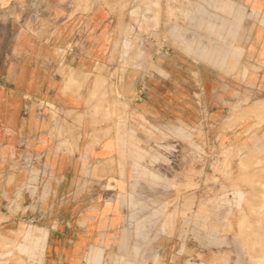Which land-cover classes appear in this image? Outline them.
<instances>
[{
	"label": "rangeland",
	"instance_id": "rangeland-1",
	"mask_svg": "<svg viewBox=\"0 0 264 264\" xmlns=\"http://www.w3.org/2000/svg\"><path fill=\"white\" fill-rule=\"evenodd\" d=\"M0 8L19 15L5 36L15 46H0L17 84L52 75V94L25 114L40 110L78 154L52 160L68 174L54 226L79 237L60 264H264V0ZM172 76L186 92L180 115L124 95L144 78L156 93ZM1 219L0 264H46L44 221Z\"/></svg>",
	"mask_w": 264,
	"mask_h": 264
},
{
	"label": "crops",
	"instance_id": "crops-1",
	"mask_svg": "<svg viewBox=\"0 0 264 264\" xmlns=\"http://www.w3.org/2000/svg\"><path fill=\"white\" fill-rule=\"evenodd\" d=\"M0 16L2 20L0 46L14 47L15 42L9 43V40L5 42V36L11 30L14 36L15 32L19 31V15L14 8L7 10L0 8ZM238 27L235 30L238 31ZM252 30L254 26L253 29H249ZM0 65L2 66L0 67V113H12L11 119L0 117V223H4L1 218L5 214L9 215L13 223L24 215L32 222L44 221L49 232L45 262L60 264L69 253L75 252L74 246L69 244V241L79 237L73 235L75 232L54 226L56 219L53 217L54 205L68 204V199L63 194L68 174L62 171L58 173V164L54 165L52 160L65 161L60 163L61 167H65L66 161L78 154L69 152L67 145L63 143L64 137L53 130L52 122L40 118L38 112L40 110L34 114H25L29 111V106L38 103L33 98L44 101L52 94L49 83L52 75L41 71L33 75L30 73L27 79L33 87L21 89L17 84L21 79L19 69L15 68L18 66L17 62L13 61L6 66L0 61ZM171 79L161 80L160 84L158 83L160 87L155 93L144 78L138 87L127 93L124 92V95L131 96V101L140 99L148 110L153 102L152 106L158 111L163 110L162 113L170 110L173 114L180 115L182 110L180 97L186 92L180 91L179 81L176 78L172 76ZM108 155L107 158H116L117 153L109 152ZM98 157L101 158L100 154ZM40 193H43L44 197H40ZM63 223L70 225V221Z\"/></svg>",
	"mask_w": 264,
	"mask_h": 264
},
{
	"label": "bare ground",
	"instance_id": "bare-ground-1",
	"mask_svg": "<svg viewBox=\"0 0 264 264\" xmlns=\"http://www.w3.org/2000/svg\"><path fill=\"white\" fill-rule=\"evenodd\" d=\"M263 230V229H262ZM258 231V230H257ZM261 234V233H260ZM263 235V234H262ZM264 236V235H263ZM260 238V237H259ZM263 245V244H262Z\"/></svg>",
	"mask_w": 264,
	"mask_h": 264
}]
</instances>
